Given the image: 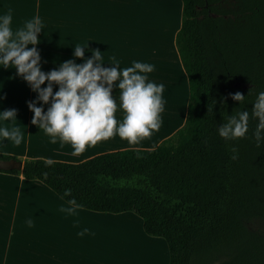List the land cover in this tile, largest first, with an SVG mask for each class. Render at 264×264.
<instances>
[{
  "label": "trees",
  "instance_id": "obj_1",
  "mask_svg": "<svg viewBox=\"0 0 264 264\" xmlns=\"http://www.w3.org/2000/svg\"><path fill=\"white\" fill-rule=\"evenodd\" d=\"M206 1L216 16L201 19L195 6L201 0H181L174 43L188 100L184 123L172 135L153 148L78 163L0 153V172L39 180L81 208L135 213L146 234L165 240L168 264H264V232L248 226L252 218L264 222V141H256L253 114L264 92V0H236L226 10L219 0ZM235 92L245 95L241 103L231 98ZM242 111L245 137H220L217 127ZM8 161L21 162V169L1 167Z\"/></svg>",
  "mask_w": 264,
  "mask_h": 264
},
{
  "label": "crops",
  "instance_id": "obj_2",
  "mask_svg": "<svg viewBox=\"0 0 264 264\" xmlns=\"http://www.w3.org/2000/svg\"><path fill=\"white\" fill-rule=\"evenodd\" d=\"M97 2L98 0H0V14L11 9L12 29L13 13L41 14L44 21L52 25V29L74 31L72 41L65 40L62 44L58 42V46L73 48L76 44H87L90 51L99 49L105 59L103 66H110L107 60L113 56L120 61L121 68L131 66L134 60L151 63L150 59L147 61L140 54L126 55L115 49V43L119 42L112 37V20L106 8L98 12ZM181 9V0H168L162 14L156 16L166 22L163 27L168 30L172 28L168 34H171L173 42L180 26ZM141 16L142 20L146 19L144 12H141ZM163 36V49H167L180 76L183 98L179 106L180 112L172 111L165 102L164 111L160 114V128L150 137L137 144H129L126 139L116 135L92 147H86L79 155H73L69 144L61 147L59 142L49 143V137L43 130L31 124L33 113L26 102L34 99L36 93L16 74L15 68L0 67V110L17 109L16 124L23 132V140L19 146L8 143L6 138L0 141V153L21 160L44 159L78 163L105 152L126 148H153L172 135L185 120L188 84L175 43L171 44L172 50L166 34ZM157 42L159 52L156 61L158 64L162 63L167 71L160 49L164 43L160 39ZM90 51L85 52L86 57L91 56ZM139 51L143 52L142 49ZM72 53L40 54L42 70L56 68L59 63L70 58L77 63L82 62V58L73 57ZM152 58L155 59V56ZM159 68L163 69L157 66L148 74L149 80L154 82L155 78L161 76ZM53 90L57 88L54 87ZM165 90H168L166 85ZM112 95L117 102L115 117L120 122L124 116L119 107L120 90L113 88ZM46 108L47 105L45 110ZM69 206L71 205L39 180H27L22 174L0 172V264H168L169 252L165 240L146 234L141 217L135 213L99 212L79 207L77 214L71 216L60 211L61 207ZM28 219L33 221L31 227L27 225ZM83 228H88L89 232L82 237L78 236L77 232ZM160 249L166 250L164 259Z\"/></svg>",
  "mask_w": 264,
  "mask_h": 264
},
{
  "label": "clouds",
  "instance_id": "obj_3",
  "mask_svg": "<svg viewBox=\"0 0 264 264\" xmlns=\"http://www.w3.org/2000/svg\"><path fill=\"white\" fill-rule=\"evenodd\" d=\"M11 23V9L0 14V67L15 68L16 74L36 93L34 99L26 102L33 113L31 124L43 130L49 143L59 142L61 147L69 144L72 154L79 155L86 147L116 135L129 144H137L159 130L160 114L165 105V85L148 79L147 74L156 68L154 64L134 60L131 66L121 68L120 61L113 56L107 60L110 66H103L105 59L99 49L90 51L87 44H76L72 55L82 58V62L70 58L58 67L44 71L36 47L40 43L38 34L44 29L41 18L33 17L15 32ZM86 51H90L91 56L86 57ZM54 87L57 90L54 91ZM113 88L120 90L119 107L124 112L120 122L115 117L117 102L112 95ZM230 95L240 103L245 97L240 92ZM253 109L259 120L254 133L259 144L264 141V92L258 94ZM247 121V111L230 115L227 122L217 127V133L226 140L243 138L248 131ZM16 122L17 109L0 110V141L6 138L8 143L21 144L23 132ZM231 151V158H238V149L233 146ZM70 193V189H65L64 196L68 197ZM69 204L71 206L61 207L60 211L76 215L80 205L74 197ZM27 225L31 227L33 221L28 219ZM88 232V228H83L77 235L82 237Z\"/></svg>",
  "mask_w": 264,
  "mask_h": 264
},
{
  "label": "rangeland",
  "instance_id": "obj_4",
  "mask_svg": "<svg viewBox=\"0 0 264 264\" xmlns=\"http://www.w3.org/2000/svg\"><path fill=\"white\" fill-rule=\"evenodd\" d=\"M167 2L168 0H98L97 6L99 7H97V10L100 13V11H103V8L107 9L109 17L112 20V37L114 41L119 42L115 43V49H118L120 53L126 55L140 54V56H143V58H145L147 61H149L148 59H150V62L156 67L161 66L163 68H159L161 70V76L159 78H155L154 82L164 83V85H166L168 90H165L163 93L165 102L172 109V111L174 110V112H180L179 106L183 98L181 79L180 76H178L177 69L174 66L171 56L169 55V53H167V49H165V47L163 49V46H165V38H163V34L165 33L167 42L173 50V46L171 44H173L174 42L172 40L171 34L166 33L172 31V28L168 30L167 27H163V23L166 22H162V20H159L156 17L157 15L159 17V14H162L164 6ZM141 12L145 13L146 19L142 20ZM36 16H39L44 24V29H42L38 34L40 43L36 46L40 54L72 53V47L61 45L58 46V42L62 44V42H64L65 40L72 41L75 37L74 31H60L57 29H52V25L49 23L47 24L41 14L20 15L13 13V32H15L18 28H22L26 21ZM146 33H149L150 35ZM149 39L150 42L146 44L145 40L149 41ZM158 39H160V42L162 41L164 43L163 45H161L162 47L160 49L162 51L161 54L165 59V65L168 69L167 74L165 66L163 67L162 63L158 64L156 61V55L159 52V50H157V47H159V44L157 42ZM28 47H32V45H28ZM141 49L143 50V52L139 51ZM136 50L137 52H135ZM155 51H157V53ZM154 56L155 59L152 58ZM248 226L254 231L264 232V222L260 218H252L248 222ZM160 250L164 254V259L166 250ZM219 262L220 261H216L213 264H219Z\"/></svg>",
  "mask_w": 264,
  "mask_h": 264
},
{
  "label": "flooded vegetation",
  "instance_id": "obj_5",
  "mask_svg": "<svg viewBox=\"0 0 264 264\" xmlns=\"http://www.w3.org/2000/svg\"><path fill=\"white\" fill-rule=\"evenodd\" d=\"M218 3L221 5V9L226 10V9L234 7L236 0H219ZM195 6L197 10V15L201 19L203 18L204 14L216 16V14L210 13V10L208 8V3L206 0H201V4L198 2ZM224 17H227V16L224 15Z\"/></svg>",
  "mask_w": 264,
  "mask_h": 264
},
{
  "label": "water",
  "instance_id": "obj_6",
  "mask_svg": "<svg viewBox=\"0 0 264 264\" xmlns=\"http://www.w3.org/2000/svg\"><path fill=\"white\" fill-rule=\"evenodd\" d=\"M235 86H238V84H235ZM1 166L6 167V168L15 167L17 169H21L22 164L21 162H17V161H9V162L1 164Z\"/></svg>",
  "mask_w": 264,
  "mask_h": 264
},
{
  "label": "bare ground",
  "instance_id": "obj_7",
  "mask_svg": "<svg viewBox=\"0 0 264 264\" xmlns=\"http://www.w3.org/2000/svg\"><path fill=\"white\" fill-rule=\"evenodd\" d=\"M148 29V28H147ZM162 33H164V32H162ZM166 33H170V31L169 32H166ZM141 34V33H140ZM146 34H148V35H150L149 33H146ZM145 34V35H146ZM153 34V33H152ZM154 34H156V33H154ZM142 35V34H141ZM164 35H165V33H164ZM152 38H153V36H152ZM142 40V39H141ZM146 41V44L148 43V42H150V39H149V41L148 40H145ZM175 66V65H174ZM174 74V73H173ZM176 76V75H175ZM179 76V75H178ZM174 78V77H173ZM172 79V78H171ZM171 81V80H170ZM169 81V82H170ZM160 82V81H159ZM168 83V82H167ZM177 110V109H176ZM157 248V247H156Z\"/></svg>",
  "mask_w": 264,
  "mask_h": 264
}]
</instances>
